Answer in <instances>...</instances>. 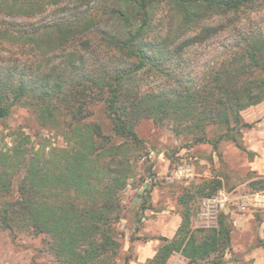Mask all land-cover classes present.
<instances>
[{
	"label": "trees",
	"instance_id": "obj_1",
	"mask_svg": "<svg viewBox=\"0 0 264 264\" xmlns=\"http://www.w3.org/2000/svg\"><path fill=\"white\" fill-rule=\"evenodd\" d=\"M70 1L84 0H0L4 16L29 19L49 6L58 9L48 22L11 21L3 28L9 41L28 46L31 60L0 65V120L22 105L65 143L34 148L19 132L0 151V228L47 236V249L60 264H113L117 225L125 218L120 193L147 153L135 130L141 119L166 122L174 134L185 133L189 144L206 142L217 151L219 142L230 140L244 149L238 136L253 122L241 111L264 101V23L240 31L199 78L174 66L181 67L184 48L220 27L205 19L217 16L225 21L221 27L236 25L261 0H111L101 9L117 27L113 33L99 29L93 15L64 8ZM160 2L178 17L175 37L148 36ZM196 27L193 36L177 42L181 32ZM144 72L167 76L173 86L141 80ZM211 128L219 129L217 136L208 135ZM146 171L148 177L149 166ZM220 185L219 178L202 180L179 195L180 222L171 237H153L159 244L146 264H166L175 253L186 264L226 262L232 231L227 214L218 213L215 226H191V201L212 196ZM143 191L133 223L138 210L149 208V187Z\"/></svg>",
	"mask_w": 264,
	"mask_h": 264
},
{
	"label": "rangeland",
	"instance_id": "obj_2",
	"mask_svg": "<svg viewBox=\"0 0 264 264\" xmlns=\"http://www.w3.org/2000/svg\"><path fill=\"white\" fill-rule=\"evenodd\" d=\"M104 2L110 3L111 0L70 1L64 8L73 11V14L77 13L76 16L83 12L93 15L99 29L113 33L117 27L108 14L102 13L101 3ZM57 11L56 6H49L41 14L29 19L4 16L0 13V65L16 64V58L21 59V63L31 60L28 46L18 47L2 35L3 28L9 25L8 22L20 21L39 25L57 16ZM239 19L236 25L223 27V18L214 16L205 19L204 23L220 27L208 39L184 48L181 67L176 64L175 71L190 73L196 78L202 76L208 65L225 56L230 45L238 40L240 31H246L250 25L264 23V0L256 7L241 13ZM178 23V17L169 5L160 2L151 18L152 26L148 36L152 38L158 34L175 37ZM197 31L198 27L181 32L177 42L193 36ZM170 64L171 61L165 63L167 69L172 67ZM168 79L164 75L155 76L152 72L147 75L144 72L141 80L171 88L173 85ZM143 86L146 85L143 83ZM241 115L246 122H253L252 127L242 129L241 136H238L244 149L238 148L229 140L219 142L217 151L206 142L190 145L187 141L189 137L185 133L174 134L166 122L162 125L153 123L151 119H141L138 122L135 130L145 141L147 153L137 162L133 177L120 193L125 218L117 225L119 250L113 264H123L126 255L129 256L127 264H146L147 258L153 256L159 244L153 237L172 236L180 222L182 206L178 202L179 195L193 191L194 186L202 180L212 178H219L221 185L210 196L211 199L196 197L191 201L192 228L215 226L218 213L227 214L232 231L230 251L224 253V264H264V209L251 205L240 209L243 203L248 202L251 194L264 190V101L245 108ZM218 130L213 128L208 135L217 136ZM19 132L29 136V145L34 148H38L41 143L47 145L46 150L65 144L62 137L52 129L40 126L26 107L15 105L9 115L0 120V151H6L12 146ZM147 166L151 171L148 177ZM16 187L15 177L12 186L14 192ZM146 187H149V208L138 210L139 221L133 223L135 211L142 195L146 193L143 191ZM139 191L140 200L133 204ZM47 242L48 237L43 234L9 232L0 228V264H60L47 249ZM166 264H186V260L175 253Z\"/></svg>",
	"mask_w": 264,
	"mask_h": 264
},
{
	"label": "built area",
	"instance_id": "obj_3",
	"mask_svg": "<svg viewBox=\"0 0 264 264\" xmlns=\"http://www.w3.org/2000/svg\"><path fill=\"white\" fill-rule=\"evenodd\" d=\"M218 193L221 194V191H218ZM207 199L211 198L209 197ZM246 205H251L254 208L264 209V190L251 194L248 198V202L243 203L240 206V209H245Z\"/></svg>",
	"mask_w": 264,
	"mask_h": 264
},
{
	"label": "water",
	"instance_id": "obj_4",
	"mask_svg": "<svg viewBox=\"0 0 264 264\" xmlns=\"http://www.w3.org/2000/svg\"><path fill=\"white\" fill-rule=\"evenodd\" d=\"M145 185H146V183L143 184V187H145ZM140 197H141V192L139 191L136 194V197H135V200H134L133 204H137L139 202V200H140Z\"/></svg>",
	"mask_w": 264,
	"mask_h": 264
},
{
	"label": "crops",
	"instance_id": "obj_5",
	"mask_svg": "<svg viewBox=\"0 0 264 264\" xmlns=\"http://www.w3.org/2000/svg\"><path fill=\"white\" fill-rule=\"evenodd\" d=\"M171 237V236H170Z\"/></svg>",
	"mask_w": 264,
	"mask_h": 264
}]
</instances>
